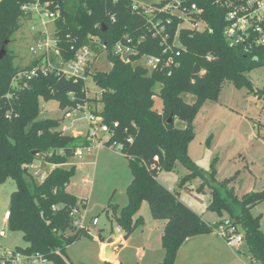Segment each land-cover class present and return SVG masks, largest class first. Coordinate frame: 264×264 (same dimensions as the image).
<instances>
[{"label":"trees","instance_id":"16d2710c","mask_svg":"<svg viewBox=\"0 0 264 264\" xmlns=\"http://www.w3.org/2000/svg\"><path fill=\"white\" fill-rule=\"evenodd\" d=\"M29 1L0 0V49L6 50L0 59V183L12 179L16 185L9 196L7 224L10 230L21 231L27 242L26 247L16 249L43 253L52 264H71L66 259V247L83 235L91 238L87 230L74 224L72 212L80 209V201L66 190L75 173V165L70 164L74 152L88 146L90 140L87 134L61 132L59 118L39 119V98L55 99L60 108L68 111L77 104L94 101L101 104L93 112L101 117L102 123L109 126L117 123L105 144H121L119 151L128 158L132 174L125 189L128 202L118 215L115 212L113 215L117 226L130 232L132 217L146 201L152 217L164 220L161 233L164 255L157 264H174L187 238L212 232L219 225L203 221L160 183L156 174L161 168L172 169L176 162L191 171L182 181L199 172L187 153L194 135L191 121L201 104L218 97L225 82L236 88L252 89L248 73L264 66V48L255 44L230 45L225 36V10L208 0H190L187 2H194L202 9L198 17L207 23L209 30L181 28L179 65L171 69L156 67L149 72L132 62L144 54L160 56L162 47L151 36L147 15L140 7L133 8L132 0H41L49 3L50 10L59 11L54 26L63 47L90 46L96 53L106 49L111 67L108 71L94 70L89 74L101 89L99 98L86 95L82 79H67L53 73L11 86L13 76L39 61L34 58L22 67L14 63L15 55L8 48L13 34L30 19L21 10V5ZM164 3L161 0L152 4L156 8L152 17L163 23L170 18L166 29L173 32L181 20L157 12V7ZM126 37L134 44L138 38L143 39L136 45V53L123 61L110 50ZM186 92L196 96L193 103L183 99ZM254 92L264 106V83ZM8 93L10 96L6 98ZM155 97L160 99V109L156 107ZM169 115H172L171 123L167 122ZM174 119L183 120L186 126L175 127ZM34 150L38 153L32 154ZM35 161L40 169L46 170L42 181L31 174L30 165ZM203 177L211 184L208 208L226 211L230 217L226 223L240 227L238 231L242 232L251 257L264 264V233L259 216L250 212L264 200V191H251L239 198L227 188V180L212 182L213 172ZM140 224L141 217L133 227Z\"/></svg>","mask_w":264,"mask_h":264},{"label":"rangeland","instance_id":"374dc122","mask_svg":"<svg viewBox=\"0 0 264 264\" xmlns=\"http://www.w3.org/2000/svg\"><path fill=\"white\" fill-rule=\"evenodd\" d=\"M132 1L142 7H150L161 0ZM32 26L37 30L41 29L39 22L27 21L13 34L12 42L8 46L15 55L14 63L22 67L35 58L28 50L34 43ZM49 29H53V24L49 23ZM148 59L151 58L143 55L132 64L143 66L150 72L154 66L149 64ZM110 67L107 50L94 57V70L108 71ZM248 76L252 89L236 88L230 82H225L218 97L201 104L191 121L194 135L187 153L199 172L182 181L191 171L176 162L172 169L161 168L156 174L160 183L174 192L181 202L208 224L224 225L230 217L224 210L218 212L208 208L211 184L205 182L203 174L208 176L213 172L215 181L212 182L227 180V188H231L239 198L251 191H264V106L254 92L263 86L264 66L251 70ZM85 87L88 97L99 98L101 89L90 76L86 79ZM182 97L189 104L196 99L193 93L187 92ZM155 101L156 107L160 109V99L155 97ZM39 105V119L59 118L62 120L61 124L71 123L73 127L68 131L69 134L84 135L89 128L82 110H73L70 117H65L66 110L60 108L55 99L44 101L39 98ZM91 107L99 110L101 104L93 101ZM173 124L177 128L186 126L181 119H174ZM98 137L104 141L109 136L99 131ZM34 164L38 165V161ZM70 164L75 165V173L66 190L77 196L79 201L85 200L86 207L79 220L83 219L90 235L96 236L98 240L94 241L83 235L66 247V259L71 264H103L96 245L113 236L123 239V244L118 247L121 264H156L161 261L164 255L161 245L164 220L152 217L146 201L140 204L137 213L132 217L133 229L126 239L123 237L129 231L118 227L113 216L114 212L118 215L119 210L128 202L125 189L132 178L128 158L118 148L102 146L90 153L85 151L82 157H73ZM84 178L88 183L83 182ZM15 188L12 179L0 183V230L5 232V236L0 237V251L27 246L22 232L10 230L3 218L8 210L10 193ZM250 212L259 216L260 229L264 233V200L254 205ZM94 217L98 219L96 225L92 224ZM139 217L142 218V224L133 227ZM235 228L236 231L240 230L239 226ZM218 231L219 228L216 227L212 232L198 233L187 238L189 240L186 239L180 246L174 264H261L251 257L243 236L238 244L229 246ZM237 233L242 235L241 231ZM138 250L145 252V258H138Z\"/></svg>","mask_w":264,"mask_h":264},{"label":"built area","instance_id":"2783aa9c","mask_svg":"<svg viewBox=\"0 0 264 264\" xmlns=\"http://www.w3.org/2000/svg\"><path fill=\"white\" fill-rule=\"evenodd\" d=\"M190 0H165L161 7H157V12L168 13L169 15L177 16L181 21L176 29L170 32L166 29V24L170 23V18H167L163 23L160 19L152 17L156 12L153 6L142 7L133 4V8L140 7L147 15L148 29L153 38H156L162 47V54L159 56L147 55L149 64H153L154 68L178 66V57L181 54L182 45L178 39V33L181 28H190L196 30L208 29L207 23L198 17L202 12L194 2ZM212 4L225 10L224 19L227 22L225 27V36L230 45L238 44H255L264 48V0H208ZM21 10L30 16L29 21L39 22L41 29H35L32 26L34 43L29 46V52L39 58V61L31 68L19 71L11 80V86H15L18 82L29 81L39 76H47L56 74L67 79H82L84 88L86 79L91 72L94 71V57L98 55L90 46L73 45L63 47L59 36L55 32L54 22L59 17V11L49 9V3L41 0H30L21 5ZM194 13V15H192ZM195 16V17H193ZM112 20H114L112 18ZM49 23L53 24V29H49ZM92 39H95L92 37ZM143 37L138 38L134 44L130 37L125 40L117 41L111 48L110 53L119 55L121 58L124 54L128 55L126 61L136 53V45L141 42ZM102 48L105 43L101 44ZM106 50V49H105ZM143 56V55H142ZM10 94H6L9 98ZM82 110L85 114L86 124L89 126L86 133L90 144L85 147H79L75 150L73 157H82L85 151L91 152L93 149H100L102 146L121 149V144L116 142L109 146L105 144L106 140L98 137V132L111 135L112 130L117 127L114 122L112 126L102 123L99 115L95 114L90 103L77 104L73 109L66 110L65 117H70L73 110ZM73 125L61 124L60 131L68 132ZM108 139V138H107ZM157 160V157H154ZM32 176L37 180L42 181L46 176V170H42L36 164L30 165ZM86 184L88 180L83 179ZM80 209L74 210L72 215L75 217L74 224L79 228H83L89 232V228L84 224L83 219L79 220L82 215V210L86 207V202L81 199L79 202ZM85 205V207H83ZM81 213V214H80ZM3 218L8 221V210L4 213ZM98 219L94 217L92 224L96 225ZM219 235L224 237L229 246L238 244L242 240V235L236 232V228L228 223L219 225ZM236 233V235H235ZM5 236V232L0 230V237ZM92 237V236H91ZM0 264H52V261L43 253L27 252L20 249L0 251Z\"/></svg>","mask_w":264,"mask_h":264},{"label":"water","instance_id":"95a60500","mask_svg":"<svg viewBox=\"0 0 264 264\" xmlns=\"http://www.w3.org/2000/svg\"><path fill=\"white\" fill-rule=\"evenodd\" d=\"M4 44H7V41ZM5 53H6V50L4 49V47H1V49H0V59L5 55ZM127 58H128L127 54H124L122 56V60L123 61H126ZM171 121H172V115H169L167 122L171 123ZM37 153H38L37 150L32 151V154H37ZM129 234H130V232H128L127 235H125L123 238L126 239L129 236ZM116 246H117V243L114 241V237L113 236L107 238L105 240V246H104V249H103V257L105 259H107V260H110L111 258H113V251H114V248Z\"/></svg>","mask_w":264,"mask_h":264},{"label":"crops","instance_id":"0c3cea01","mask_svg":"<svg viewBox=\"0 0 264 264\" xmlns=\"http://www.w3.org/2000/svg\"><path fill=\"white\" fill-rule=\"evenodd\" d=\"M89 233H90V230H89ZM91 238L94 239V241L98 240V238L96 236H92ZM122 240L123 239L114 238V241L117 243V246L114 248L113 258H111L110 260H107V259H105L103 257V249H104V246H105V242L104 243H100V245H99V243H97L96 248H98V250L100 251V255H101V258H102L103 262L107 261V262H111L112 264H121V257L119 255V248L118 247H119V245L123 244ZM188 240L189 239H187L186 241H188ZM136 255L138 256L139 259H143L146 256V254H145V252L143 250H138L136 252ZM158 262H160V261H158Z\"/></svg>","mask_w":264,"mask_h":264}]
</instances>
